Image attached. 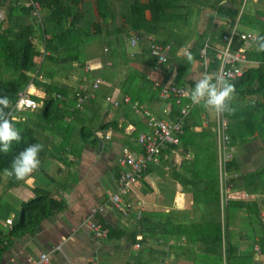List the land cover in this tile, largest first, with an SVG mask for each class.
<instances>
[{
	"label": "crops",
	"instance_id": "obj_1",
	"mask_svg": "<svg viewBox=\"0 0 264 264\" xmlns=\"http://www.w3.org/2000/svg\"><path fill=\"white\" fill-rule=\"evenodd\" d=\"M252 1L260 4L258 0ZM189 3L196 8L197 14L191 27L180 29L174 22L168 29L156 35L172 44L170 67L163 76L164 83L175 80L180 81V85L193 87L202 75L215 79L217 69L211 67L206 73L200 59L189 61L187 47L192 45L198 34L207 31L214 24L217 28L225 29L224 21L228 18L220 17L213 7L196 4L194 1ZM257 10L264 11V6L247 12L254 15ZM147 15H151L149 10ZM117 17L119 21H123L119 13ZM263 17L264 15L261 17L264 21ZM237 20L239 22V18ZM241 21L238 24L240 30ZM246 23L251 24V21ZM249 26L242 31H252ZM172 29L180 30L182 35L174 33ZM136 34H140L141 41L137 47H133L131 39ZM147 35L130 30L111 44L107 36L99 37L90 44L96 45V51L102 43L99 54L105 53L106 56L92 55L95 61L92 64L87 63L92 60L91 51L86 47L89 55L83 68L78 61L67 59L54 64L57 72L53 78H47L42 71L37 75L42 82L56 80L73 90L68 98L61 93L56 94L61 102L59 107L62 108L60 114L63 120H57L55 126H48L47 122L36 118L40 109L21 110L14 115L13 119L34 127L32 136L36 143L43 144L44 153L40 157L39 170L24 180L9 178L4 172L0 173V264H25L28 257H37L41 252L49 253L53 264H222L224 261L223 254L221 261L220 254L211 251L208 238H203L206 231L205 221L218 218V207L214 204L194 203V190L189 184L191 181L196 183L192 180L190 169L193 162L203 167L206 158L213 156L215 149L218 154L220 180L215 129L217 120L214 122L212 111L202 104H195L187 117L180 144L167 151L170 159L151 164L146 170L147 173L145 171L144 176L132 185L127 197L133 202L136 211H142L141 216L135 211L124 215L110 202L111 194L118 188L122 148L128 146L134 151L140 150L137 137L148 128L144 115L134 112L128 104L112 106L107 102V96L116 91L131 97L152 93L149 86L155 84L149 78L151 67L146 62L149 54L148 51H143L144 47L149 48ZM180 38L181 42L178 44ZM208 39L211 40L210 37ZM39 40L38 48L45 55L42 54V59L37 61L42 60V65L45 66V58L50 51H47L45 41ZM113 44L124 46L111 56L110 49ZM217 44L219 41L214 45ZM79 50L77 44L62 47L58 50V57L65 59L64 57L68 58ZM250 50L258 49L256 46ZM249 60V67L259 65L257 61ZM182 65L188 67L184 78L181 77ZM111 66L113 74L109 78L104 77L106 69ZM89 73L93 79L104 77L101 89L107 91L103 93L100 89L97 90L79 106L77 92L80 86L85 85L90 90L94 82L93 79L92 83L88 81ZM29 75L36 76L33 72H29ZM80 79L81 82L76 86ZM142 86L146 89H141ZM28 89L32 95L40 98L46 96V89L41 85L29 84ZM262 96L257 94L242 97L234 92L231 103L237 110L232 115H223L228 118L229 130H232L236 139L234 154L236 153L235 157L240 166L238 173L233 176L231 173V198L257 201L261 205L264 220V193L246 192L242 187L246 176L255 175L264 166V137L253 131L254 122L251 119L247 121L248 107L255 101H262ZM243 98L256 100L251 104L249 101H241ZM39 101L43 104L42 99ZM173 101V98H161L147 100L143 104L158 118L176 119L171 112ZM105 123L106 128H103ZM88 131H93V135L88 136ZM200 185H203L202 182L196 184V190H201ZM38 192L65 203V207L43 218L34 230L19 228L12 231L14 224L21 220L22 205L37 196ZM100 205H105V210L98 213L96 218L104 221L112 234L107 238L96 239L83 220L94 206ZM7 218H12L13 223L7 224ZM183 225L185 229L192 231L190 235L179 232ZM239 225L242 227L232 228L235 231L232 244L239 253L252 256L255 260L252 264L259 261L264 264V253L262 256L258 255L253 248V243L257 242L258 234L262 233L263 228L256 223L255 226L248 225L247 222ZM154 229L158 230V234L152 233ZM252 229L256 232L254 241L246 238L247 231ZM59 245L61 248H58Z\"/></svg>",
	"mask_w": 264,
	"mask_h": 264
},
{
	"label": "trees",
	"instance_id": "obj_2",
	"mask_svg": "<svg viewBox=\"0 0 264 264\" xmlns=\"http://www.w3.org/2000/svg\"><path fill=\"white\" fill-rule=\"evenodd\" d=\"M24 1L27 0H0V7L6 13L5 18L0 19V96L6 95L9 97L10 102H14L18 97L19 91L28 87L29 84L41 85L46 89V96L40 98L33 95L34 98L43 100V105L37 111L36 118L44 120L48 126H55L57 120H63L60 114L62 108L59 107L61 102L58 101L59 98L56 97V94L61 93L68 98L73 88L56 80L42 82L37 75L42 71L47 78H53L57 72L54 64L60 61H67V59L78 61L79 66L83 68L89 55L88 45H90V42L98 40L99 37L107 36L108 42L111 44L115 43L117 38L119 40L123 35L133 30L144 34L153 33L158 41L169 43L167 40L160 38L159 35H156V33L168 29L171 23L174 22L177 23L180 29L191 27L194 21L189 20V14L195 13L196 8L189 1L215 8L218 15L222 18H230L235 21L239 17L244 22L254 21L264 25V21L261 18L264 15V11L257 10L254 15L245 11V8L242 11L241 4L247 0H33L38 1L42 6L40 18L33 14V7L27 6L23 3ZM147 10L151 12L150 16L147 15ZM117 13L123 18L122 22L121 20L119 21ZM171 31L182 35L180 30L172 29ZM225 31L224 28H217L214 24L207 31L198 34L192 45L187 47V56L191 53L193 59H201V50L206 42L209 41L208 37H210L209 44L212 46L209 50L212 57L210 67L217 69L219 61L215 58L214 44L220 40ZM260 36H264V26L260 27L258 37ZM38 40L45 41L44 45H46L47 51H50V54L45 58V66L42 65V60L37 61L39 58L42 59L43 52L38 48ZM180 42L181 38L178 44ZM74 44H77L80 50L68 56V58L59 59L56 54L58 50ZM239 45H241L240 40L236 38L235 47ZM116 51V49L111 48L110 55L114 56ZM143 51H148L149 54V48L144 47ZM248 56L250 59L257 61L259 65L249 67L241 77L228 82L235 85V92L242 97L257 94L263 95L262 101H255L253 105L248 107L247 121L251 119L254 122L253 131L264 137V52L250 50ZM148 57L149 59L146 58V62L152 68L155 59L150 54ZM180 70L181 77L184 78V72L188 70V67L182 65ZM92 71L95 72V70ZM29 72L35 73L36 76L29 75ZM5 74H8V77H5ZM178 83L181 84L180 81ZM149 89L152 90L151 94H137L132 96V99L142 104L147 100L161 99L159 86L151 85ZM63 102L66 103V101ZM180 108L174 100L171 112L175 118L178 117ZM5 111L9 112L10 107ZM10 117L15 127L20 131L21 139L19 142L12 141L11 149L8 153L0 152V173L4 172L6 168H10L13 159L20 151L24 150L29 144L36 143L32 136L34 127L13 119L11 115ZM102 127L106 128V123ZM187 130H189V126H187ZM229 131L232 136V142L235 143L236 139L233 136V132L232 130ZM87 133L88 136L93 135V131H88ZM43 153L44 149L40 152L39 158ZM227 168L230 174L232 173V176L240 171L239 162L235 156L227 164ZM190 169L193 175V178H191L196 181V183L189 182L194 190V203H208L218 207V218L205 221L206 231L203 234V238H208V241H210L211 251L219 253L222 261L223 235H226L229 245L226 258L224 257L222 264L254 263L255 260L252 256L239 253L232 244V239L235 237V231L232 228L235 226L240 213L245 212V215L242 213V219L248 225L255 226L256 223L263 228L262 233L258 234L257 242L254 241L256 235L254 229L247 231L246 238L253 240L255 244H260L262 253H264V220L261 215V205L251 199L231 198L224 213L225 221L223 223L220 208L217 150L215 149L213 156L210 155L206 158V164L203 167L195 165V162H193ZM201 182L203 184L200 185L202 186L201 190H196V184ZM242 187L246 192L264 193V166L255 175L249 174L246 176ZM64 207L65 203L52 199L45 193L38 192L37 196L22 205L21 220L14 224L12 231H17L19 228L34 230L43 218L51 216ZM157 232V229L152 231V233ZM179 232L190 235L192 231L185 229V225H183ZM111 234L112 232L110 231ZM255 244L253 243L254 246ZM254 252L256 253L255 250ZM261 263L262 261H259L258 264Z\"/></svg>",
	"mask_w": 264,
	"mask_h": 264
},
{
	"label": "built area",
	"instance_id": "obj_3",
	"mask_svg": "<svg viewBox=\"0 0 264 264\" xmlns=\"http://www.w3.org/2000/svg\"><path fill=\"white\" fill-rule=\"evenodd\" d=\"M27 6L33 7V14L40 18L41 4L38 1H24ZM239 18V17H238ZM232 21L228 18L224 21L225 33L219 40V44L214 46L215 58L219 61L217 68V76L226 79L227 81L235 80L243 75L248 69L250 58L248 53L251 45L256 42L258 34L252 31H242L238 24L240 18ZM264 19V17H263ZM238 38L241 42L239 47H235V40ZM149 44V54L155 59V63L149 74L150 80L155 86L160 87V97L162 99H174L180 108V113L176 119H162L156 117L144 104L137 100H133L130 95H121L119 91L113 92L107 96V102L114 107H120L123 104H128L138 114H143L147 118L148 129L140 132L137 137V143L140 150L134 151L128 146H124L119 159L121 168L118 176V188L110 197V202L119 209L124 215H129L135 211L140 217L142 211H136L133 202L127 197L132 185L136 184L142 177L144 172L151 164H159L161 161L170 159V154L167 152L170 147L179 145L181 137L185 133L186 119L191 113L195 104L190 100V93L195 87H187L180 85L175 80H170L164 83L163 76L167 73L170 64L169 57L172 50L171 43H162L158 41L155 34L147 35ZM141 41L140 34H136L131 39L133 47H137ZM212 48L209 41L206 42L201 50V64L207 73L212 62L209 50ZM107 50V48H106ZM216 76V77H217ZM161 77V78H160ZM104 83L101 77L94 79L90 90L85 85L80 86L78 95V105L94 95ZM77 97V96H76ZM43 104L33 97L28 87L19 91L16 101L10 102V115L14 118L16 112L21 110L37 111ZM228 118L223 114L218 115L215 129L218 140V153L220 163V208L222 221L224 223V213L231 200V190L233 183L231 174L228 171L227 164L234 157L236 146L232 142V137L229 132ZM237 176V175H236ZM105 210V205L94 206L89 215L84 217V224L87 225L93 237L96 239L107 238L110 235L109 226L101 219L98 220L97 214ZM7 224H12L13 219L7 218ZM225 233V232H224ZM223 257L226 258V235H223ZM58 248H61L59 245ZM254 250L256 254L263 255L262 248L259 244H255ZM224 258V259H225ZM25 264H53L50 254L41 252L37 257H28ZM138 264H146L140 262ZM258 264V263H255Z\"/></svg>",
	"mask_w": 264,
	"mask_h": 264
},
{
	"label": "clouds",
	"instance_id": "obj_4",
	"mask_svg": "<svg viewBox=\"0 0 264 264\" xmlns=\"http://www.w3.org/2000/svg\"><path fill=\"white\" fill-rule=\"evenodd\" d=\"M256 44L258 51L264 52V36L258 37ZM187 59L193 60L191 53ZM234 92L235 85L226 79L219 76L213 79L208 75H202L197 79L189 98L193 104H202L217 115L224 113L232 115L237 110L231 103ZM9 107V97L0 96V152L4 153L10 151L12 141L19 142L21 139L20 131L15 127L10 113L5 111ZM43 148L41 143L29 144L13 159L10 168L4 169L5 175L9 178L15 177L16 180H24L38 171L41 165L39 154Z\"/></svg>",
	"mask_w": 264,
	"mask_h": 264
},
{
	"label": "rangeland",
	"instance_id": "obj_5",
	"mask_svg": "<svg viewBox=\"0 0 264 264\" xmlns=\"http://www.w3.org/2000/svg\"><path fill=\"white\" fill-rule=\"evenodd\" d=\"M259 1V5H257V3L255 4V2L254 1H252V0H248V1H244L241 5V7L242 8H245L246 9V11H250L252 8H255V7H257V9L258 8H263V6H264V0H258ZM257 5V6H256ZM3 10V11H2ZM190 16H189V20L190 21H195L196 20V17H197V14L196 13H193V14H189ZM5 16H6V13H5V11H4V9H2L1 7H0V19H4L5 18ZM241 26H240V28L242 29V30H244V29H246V27L247 26H249V25H253V27H251V26H249V27H251L250 29L252 30V32H254V33H259V27H262V26H264V25H262L261 23H258V22H254V21H251V24L250 23H246V22H244V21H242V23L240 24ZM259 26V27H258ZM174 33H177V32H174ZM103 44L102 43H100V46L97 48V50L95 51V49H96V45H94L93 43H91L90 44V46H89V50L91 51L90 53V57H91V59L90 60H92V61H89V62H87V63H90V64H92L94 61H93V59H92V55H97V56H106L105 55V53H101V54H99L100 53V47L102 46ZM124 46V45H123ZM123 46H118V44L117 45H115V44H113L112 45V48L113 49H116V50H118V49H122V47ZM257 46V44H256V42H254L252 45H251V48H255ZM126 49V48H125ZM131 49V48H130ZM103 51H104V47H103ZM93 52V53H92ZM123 52H125V51H123ZM43 54V53H42ZM57 54V56H58V52L56 53ZM43 55H45V54H43ZM200 61H201V59H200ZM46 68V67H45ZM92 68H93V66H92ZM106 73H105V75H104V77H106V78H109V76L111 75V74H113V72H114V70H113V68H112V66L111 67H109V68H107L106 69V71H105ZM91 73V72H90ZM89 73V75H88V81H91L93 78L91 77L92 76V74H90ZM5 77H8V74H5ZM96 77V76H95ZM104 77H103V79H104ZM94 80V79H93ZM81 82V79L80 80H77V84H76V86L79 84ZM91 83H92V81H91ZM104 84V83H103ZM102 86V85H101ZM143 88H145L144 86H142V88L141 89H143ZM100 92H103V93H105L107 90H102L101 89V87H100V90H99ZM76 99H77V97H76ZM256 99H252V98H248V99H246V98H243L241 101H246V102H251V104H253L254 103V101H255ZM240 105H241V103H240ZM240 108V107H239ZM238 108V109H239ZM212 113H213V115H214V122H216V120L218 119V115L215 113V112H213L212 111ZM141 115H143V114H141ZM145 117V116H144ZM146 118V117H145ZM146 120H147V118H146ZM235 144V143H234ZM234 156H236V153L234 154ZM113 194H111V196H112ZM110 196V197H111ZM243 223H246V221L244 220V219H242V213H240V215L238 216V218H237V222H236V224H235V229H238L239 227H242V226H240L239 224H241V225H243ZM241 234V236H242V233H240ZM228 245H229V243H228V240H227V236H226V247L228 248ZM249 245H251V243L249 244ZM224 249H223V246H222V251H223Z\"/></svg>",
	"mask_w": 264,
	"mask_h": 264
},
{
	"label": "bare ground",
	"instance_id": "obj_6",
	"mask_svg": "<svg viewBox=\"0 0 264 264\" xmlns=\"http://www.w3.org/2000/svg\"><path fill=\"white\" fill-rule=\"evenodd\" d=\"M248 67H249V65H248ZM146 127L148 128V127H149V125H148V124H146Z\"/></svg>",
	"mask_w": 264,
	"mask_h": 264
}]
</instances>
